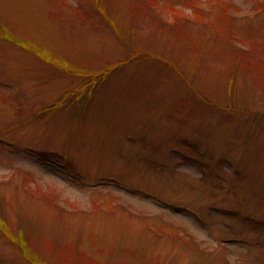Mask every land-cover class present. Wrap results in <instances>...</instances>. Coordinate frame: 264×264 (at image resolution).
<instances>
[{
  "label": "rangeland",
  "instance_id": "obj_1",
  "mask_svg": "<svg viewBox=\"0 0 264 264\" xmlns=\"http://www.w3.org/2000/svg\"><path fill=\"white\" fill-rule=\"evenodd\" d=\"M191 2L0 0V264H264V0Z\"/></svg>",
  "mask_w": 264,
  "mask_h": 264
},
{
  "label": "trees",
  "instance_id": "obj_2",
  "mask_svg": "<svg viewBox=\"0 0 264 264\" xmlns=\"http://www.w3.org/2000/svg\"><path fill=\"white\" fill-rule=\"evenodd\" d=\"M192 1L195 2L196 0H192ZM193 2H191V3H193ZM195 3L198 4L199 2H195ZM197 4H196V5H197ZM193 5H194V3H193ZM231 5L234 7V4H231ZM193 7H194V6H193ZM194 8H195V10H198L196 7H194ZM1 33H2L6 38H8V39L11 38V35H9V34L7 33L6 30L2 29V30H1ZM9 37H10V38H9ZM240 42H243V41L241 40ZM249 49H250V48H249ZM36 52H37V54H38L39 56H41V57L47 59V61H53V62H55V63L61 64V65L65 66V67H68V68L71 69L70 66H68V65H66V64H63V61H62V60H58V59H55V58L49 57L47 54L41 52V50H37ZM60 61H61V62H60ZM0 220H1V219H0ZM160 224H161V223H160ZM161 225L164 226L163 228H168V227L165 226V225H166L165 222H162ZM155 227H156L157 229H159V230H160V229H163L160 225L155 226ZM171 227H172V226H171ZM0 228H3V229L6 231V233L9 234L10 237H12L14 240H15V239L17 240V238H16L14 235L10 234V232L8 231L7 227L5 226V224H4L3 222H0ZM172 229H173V230H177L176 228H173V227H172ZM172 229L170 228L169 230H172Z\"/></svg>",
  "mask_w": 264,
  "mask_h": 264
}]
</instances>
